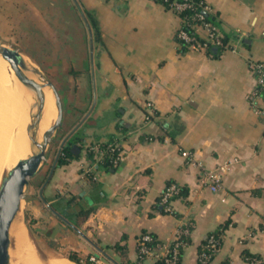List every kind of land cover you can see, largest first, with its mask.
<instances>
[{
  "label": "crops",
  "instance_id": "0c3cea01",
  "mask_svg": "<svg viewBox=\"0 0 264 264\" xmlns=\"http://www.w3.org/2000/svg\"><path fill=\"white\" fill-rule=\"evenodd\" d=\"M204 1L224 46L181 45L182 15L161 0H0V42L56 86L61 141L71 134L80 148L61 156L40 201L90 242L94 264H150L139 262V237L167 241L182 222L192 226L179 264H197L216 230L213 264H248L245 254L264 264V94L250 101V64L264 61V0ZM109 142L117 164L87 158V146ZM181 150L208 168L236 161L213 192ZM87 161L97 180L82 177ZM170 181L184 192L166 213L158 200Z\"/></svg>",
  "mask_w": 264,
  "mask_h": 264
},
{
  "label": "built area",
  "instance_id": "2783aa9c",
  "mask_svg": "<svg viewBox=\"0 0 264 264\" xmlns=\"http://www.w3.org/2000/svg\"><path fill=\"white\" fill-rule=\"evenodd\" d=\"M163 2L174 11L182 15L183 24L176 33V38L184 46H200L205 49L211 46H224L218 27L206 19L209 6L204 0H163ZM251 71L256 78V86L251 92L250 101L252 105L257 103L264 94V61H253L250 64ZM150 112L147 119H151L155 112L152 104L148 103ZM86 151L92 153L98 160L117 164L120 158V148L116 142L87 146ZM181 154L188 163L200 169V182L211 191L217 192L222 187L223 177L230 165L236 161H228L213 168L206 167L201 161L195 159L188 150H181ZM82 177L87 180H97L98 174L94 165L87 161L81 166ZM179 193V187L175 183L167 185L161 196L159 204L166 213H173L172 198ZM189 222H182L175 228L172 237L167 241H160L150 233H144L138 241L139 262L149 260L150 264H179L182 250L188 245L190 234ZM222 230L211 232L197 254V264H213L215 254L222 243ZM248 264H261L260 259L255 256L244 255Z\"/></svg>",
  "mask_w": 264,
  "mask_h": 264
},
{
  "label": "water",
  "instance_id": "95a60500",
  "mask_svg": "<svg viewBox=\"0 0 264 264\" xmlns=\"http://www.w3.org/2000/svg\"><path fill=\"white\" fill-rule=\"evenodd\" d=\"M0 56L8 62L12 74H15L25 88L34 94L35 98L44 96L45 89L52 90L57 107V118L55 122L45 130L40 138L39 124L41 112L37 100L32 104V112L27 130L32 139H34V146L26 158L20 160L14 167L8 170L0 185V264H10V229L20 210L24 196V188L29 183V180L38 173L43 160L46 158L49 142L54 137L57 129L62 126L63 105L56 86L42 72L26 61L17 49L0 42ZM28 73L41 77L43 84L38 83ZM70 136L71 134H68L62 140L45 184L49 181L56 168L63 147L70 142ZM76 150H80V148L77 144H72L71 152L76 153Z\"/></svg>",
  "mask_w": 264,
  "mask_h": 264
},
{
  "label": "rangeland",
  "instance_id": "374dc122",
  "mask_svg": "<svg viewBox=\"0 0 264 264\" xmlns=\"http://www.w3.org/2000/svg\"><path fill=\"white\" fill-rule=\"evenodd\" d=\"M5 68H6L5 61L4 60L2 61L0 59V80H2V77H4V79L8 78L5 72ZM28 74L31 77L32 76L34 77L33 74L31 73H28ZM12 75L15 81V84H14V81L9 76L12 91H14L15 93L17 87L25 88V86L17 79L15 74H12ZM1 91L2 89L0 87V94H1ZM27 91L30 93V97H31L30 103H28L25 108L26 123L28 125L30 122V119H29L30 114L32 112L31 105L34 104V102H36V98L32 92H30L29 90ZM10 116L14 117L13 114H11ZM12 119L13 118L11 117L10 119L8 118V122L14 125L8 124L9 128L7 129V131L5 130L7 133L4 132L6 133V136H7L8 132L11 131L9 133V138H11V135L12 136L17 135L20 132L24 134V130L26 131V128H27V126L26 128H22L20 126L16 127L17 121H15L16 119L14 118V121H15L14 123ZM0 120H2L0 121V134L2 135L4 134L3 127L4 128L8 127V125L6 123H5L6 125L4 124L6 120L5 118L0 117ZM2 122L4 126H2L3 125L1 124ZM13 126H15V128ZM61 129H62V126L57 129L56 133L54 134V137L49 142L48 147H47L46 158L43 160L40 166V169L37 173V176L32 177L29 180V183L24 188V194H26V198L30 197L31 203H26L25 199H22L20 213L22 217L23 226L22 224L20 225L25 231L27 238L32 243L36 251L43 257L47 259H57V258H68L69 255H72V256L77 257L80 260L81 264H88L90 263V242L87 241L76 230L74 229L72 230V228H69L68 226H63L61 220H57L54 212L52 210H47L43 206L39 198L40 188L45 183L49 175L50 168L52 164L54 163L55 157L58 153V150L62 142L61 139L63 137V133L61 132ZM0 137L2 138V136ZM15 137L18 138V136H15ZM13 145L14 144L12 142V146ZM0 151H1V147H0ZM8 170L9 169H5L3 171L2 173L3 177L8 172ZM1 182H0V185H1ZM32 182H37L36 185H33L34 187L31 186ZM82 202L84 206H88L87 204L90 202V198H88L87 201L85 200Z\"/></svg>",
  "mask_w": 264,
  "mask_h": 264
},
{
  "label": "bare ground",
  "instance_id": "6f19581e",
  "mask_svg": "<svg viewBox=\"0 0 264 264\" xmlns=\"http://www.w3.org/2000/svg\"><path fill=\"white\" fill-rule=\"evenodd\" d=\"M0 59L2 61L4 60L1 56ZM4 61L6 63L5 72L8 78L4 79V77H2V80H0V87L2 89L0 94V117L6 119L4 124H10L8 122V118L10 119L11 117L13 118L12 120L14 123L17 121L16 127L20 126L22 128H26L27 126L28 128L26 123L25 108L26 105L30 103V93L27 89L17 86H15L17 87L15 93L12 91L9 76L13 81L14 78L8 62L6 60ZM33 78L38 83L43 84L41 77L34 75ZM36 98L41 112V120L39 124V137L41 138L45 130H47V128L55 122L57 118V107L55 97L50 89H45V95ZM11 114H13L14 117L10 116ZM14 118L16 119L15 121ZM1 124H3V122ZM4 124L2 126H4ZM10 125L14 124L11 123ZM13 127L15 128V126ZM5 128L3 127V133L7 131L9 125ZM27 128L26 131L24 130V134L22 132L14 136L10 134L11 138H9V133L11 131L8 132V137L6 136L7 132L2 135L0 134V136H2V138L0 137V175L2 177H0V182L3 179L2 173L5 169L14 167L20 160L26 158L31 153V149L34 146V139H32L28 133ZM15 136H18V138ZM12 142L14 144L13 146ZM20 224L23 226L19 210L10 229V264H71L64 260L47 259L40 255L27 238L26 233Z\"/></svg>",
  "mask_w": 264,
  "mask_h": 264
},
{
  "label": "trees",
  "instance_id": "16d2710c",
  "mask_svg": "<svg viewBox=\"0 0 264 264\" xmlns=\"http://www.w3.org/2000/svg\"><path fill=\"white\" fill-rule=\"evenodd\" d=\"M162 2H163V0H161ZM195 1H199V0H195ZM164 3V2H163ZM165 4V3H164ZM166 5V4H165ZM206 19L207 20H209L210 21V18H209V16L208 15H206ZM72 142V141H71ZM71 142H69L68 144H66L64 147H63V151L64 152H66L70 157H73V153L71 152V150H70V143ZM91 155H93L92 153H90V154H87V158L88 159H90V157H91ZM105 163L107 162V161H104ZM63 163H66V159H64V158H59V160H58V162H57V164H63ZM109 166V165H108ZM110 168H113V167H111V166H109ZM170 183H174V182H168L167 184H166V186L167 185H169ZM176 184V183H175ZM176 185H178V184H176ZM178 187H179V193L178 194H176V195H174V197L172 198V200L175 198V197H177V196H180L183 192H184V190H183V188L180 186V185H178ZM159 201H160V198H159V200H158V204H159ZM159 207H160V209H162L163 210V208H162V206L159 204ZM82 213L83 214H85V215H87L88 213H90V208H88V209H86V210H82ZM217 231H219V230H216V232ZM209 235V234H208ZM206 241V240H205ZM205 241H204V243H205ZM204 243H203V245H204ZM246 255V254H245ZM68 258L70 259V260H72L73 262H75V263H77V264H81L80 263V260L77 258V257H75V256H72V255H69L68 256ZM88 264H94V263H92V262H90V263H88ZM133 264H138L137 262H135V263H133Z\"/></svg>",
  "mask_w": 264,
  "mask_h": 264
},
{
  "label": "flooded vegetation",
  "instance_id": "af4514ba",
  "mask_svg": "<svg viewBox=\"0 0 264 264\" xmlns=\"http://www.w3.org/2000/svg\"><path fill=\"white\" fill-rule=\"evenodd\" d=\"M70 150H71V147H70ZM64 154H65V152L62 150V152H61V156L63 157ZM87 154H88V153H87ZM61 156H60V157H61Z\"/></svg>",
  "mask_w": 264,
  "mask_h": 264
}]
</instances>
